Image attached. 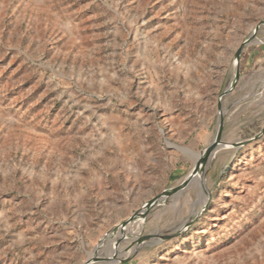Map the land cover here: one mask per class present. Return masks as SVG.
<instances>
[{
	"label": "rangeland",
	"instance_id": "374dc122",
	"mask_svg": "<svg viewBox=\"0 0 264 264\" xmlns=\"http://www.w3.org/2000/svg\"><path fill=\"white\" fill-rule=\"evenodd\" d=\"M203 197L127 264H264V0H0V264L120 260Z\"/></svg>",
	"mask_w": 264,
	"mask_h": 264
},
{
	"label": "water",
	"instance_id": "95a60500",
	"mask_svg": "<svg viewBox=\"0 0 264 264\" xmlns=\"http://www.w3.org/2000/svg\"><path fill=\"white\" fill-rule=\"evenodd\" d=\"M253 37H250L246 42H244L241 47L237 50L236 52V58L238 59L240 54L242 53L243 49L245 46L249 45V43L252 41ZM238 74H239V71L238 69H236V72H235V75H234V79H237L238 78ZM233 87V84L230 83L227 87V89L224 91V94H227L228 90H230L231 88ZM222 128H223V119L222 117L220 116L219 118V121H218V129H217V134H216V137L215 139L211 142V144L209 145V148L207 150V153L209 156H213L215 151L221 146H225L224 143L221 142L220 138H221V133H222ZM206 154V155H207ZM207 157V156H206ZM202 159V164L204 165L206 163L205 159ZM196 168L199 167V165L197 164L195 166ZM194 170L192 171V174H194ZM193 175H191V177H188L186 179V181L184 182V184H187L189 182V180H191ZM179 191V188L176 187V188H172V189H169L168 191H166L163 195H160V196H157L155 197L154 199H152L151 201H149L147 204H146V209L145 211H143V213L141 214V216H145V214L148 212V210L150 208H153L155 206H157L159 203H161L162 201H166L168 198H171L173 196L176 195V193ZM203 193H206L205 191V187H202V191ZM207 198L205 199V197L202 198V201H200L197 205L198 207V210H195L193 209L191 211V213L189 214L188 218L177 228H175L170 234H167V235H158V234H150V235H146V236H143V237H140V238H137L134 243H133V246L131 248V251L130 252V255H127L126 257L120 259V260H116V257H113L112 259H109L107 257H103V258H93L91 253L88 255V259L87 261L84 263V264H104V263H109V264H115V263H118V264H127L133 254H134V251L139 248L141 245H143L145 242L147 241H153V240H156V241H168V240H171L177 236H179L185 229H187V227H189V225L201 214L203 208L205 207V204L207 203ZM132 220V219H130ZM130 220L128 221H125L123 222L121 225H120V229L123 231L124 228L126 226H128ZM97 247L94 248L93 252L96 251ZM116 252V251H114Z\"/></svg>",
	"mask_w": 264,
	"mask_h": 264
},
{
	"label": "bare ground",
	"instance_id": "6f19581e",
	"mask_svg": "<svg viewBox=\"0 0 264 264\" xmlns=\"http://www.w3.org/2000/svg\"><path fill=\"white\" fill-rule=\"evenodd\" d=\"M234 78H235V77H234ZM226 147H227V146H226ZM208 148H209V146H207V147L205 148V151L199 155L201 159H204L206 156L209 157V155H208L207 153H205V152H207ZM206 154H207V155H206ZM207 157H206V158H207ZM194 179H195V178H194ZM194 179H193V180H194ZM193 180H192V181H193ZM96 250H97V249H96ZM91 255H92V254H91ZM112 258H113V257H111V258L109 257V259H112Z\"/></svg>",
	"mask_w": 264,
	"mask_h": 264
}]
</instances>
